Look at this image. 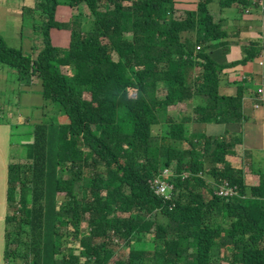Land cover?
Segmentation results:
<instances>
[{"label":"trees","instance_id":"obj_1","mask_svg":"<svg viewBox=\"0 0 264 264\" xmlns=\"http://www.w3.org/2000/svg\"><path fill=\"white\" fill-rule=\"evenodd\" d=\"M213 4L264 13L253 0L183 11L175 0H40L23 13L41 21L34 58L0 35V66L38 82L55 112L35 124L31 159L10 157L2 264H264V176L247 186L230 161L245 88L220 90L264 40L226 64ZM81 6L90 18L72 15ZM207 124L238 132L207 136ZM164 168L175 175L169 200L148 183ZM225 183L236 196H217Z\"/></svg>","mask_w":264,"mask_h":264},{"label":"crops","instance_id":"obj_2","mask_svg":"<svg viewBox=\"0 0 264 264\" xmlns=\"http://www.w3.org/2000/svg\"><path fill=\"white\" fill-rule=\"evenodd\" d=\"M175 1L176 7L181 11L195 8L194 0ZM211 6L210 9L217 15V18L223 20V28L225 29L226 26L227 29L225 32L227 34V40L224 41L229 42L230 46L226 55L224 56L222 54L226 64L242 60L245 57L243 50L247 48L249 43H262L264 40V13L259 8H247L248 10L245 12L238 7L219 10L216 4H213V7ZM34 7V0H21L20 4L17 6V12L21 14V18H23V13L25 12H39V10ZM28 26L30 25L28 24L27 27H25V23L21 19L19 27L14 31L18 32V30H20V36L18 35L20 41L22 40L23 34L22 27H25L26 32L29 34L28 36H31ZM20 41L17 44H19ZM22 45V51L25 55L28 56L29 54L32 58L37 55L38 52L35 53L33 47H31L28 42ZM9 71L10 73H14L13 70ZM226 72L229 74L225 76L222 81L223 86L220 88L223 94L234 97L237 94L238 86L245 88L244 97L242 99L243 120L240 125L241 142L235 146V156L231 158L230 161L233 167H240L243 170L245 184L247 186H253L258 184L260 176H264V49L252 60L250 59L241 65H234L228 68ZM16 78L20 81L17 74ZM242 80L243 82L240 83ZM20 85L22 87H20L19 90L22 92L23 97L29 99L25 104H21L24 105L23 107H20L21 105L19 106L21 111L29 112L33 107L35 113L38 112L42 118L44 101L40 84L35 81H28L26 84L20 82ZM7 93L8 92L5 93V96H2L4 93L0 95V119L2 116L6 119L12 118L11 114L9 112L5 113L3 108ZM9 101L8 99L7 102ZM17 124L18 127L15 129H12V127L10 130L0 128V164L2 162L7 164L5 153L2 150L10 148L15 144L18 146L25 145L26 141L32 142L28 135H30V131H34L35 120H30L26 117L23 118L21 115ZM226 129L232 133L238 132V129H234L233 126H226L223 124H207L203 127L202 132H205L207 136L217 137L222 135ZM6 172L4 176L5 180ZM0 178H3V174ZM4 216L5 212L2 214L3 220ZM0 240L4 241V231L0 233ZM0 263L2 264V261Z\"/></svg>","mask_w":264,"mask_h":264},{"label":"rangeland","instance_id":"obj_3","mask_svg":"<svg viewBox=\"0 0 264 264\" xmlns=\"http://www.w3.org/2000/svg\"><path fill=\"white\" fill-rule=\"evenodd\" d=\"M39 1L40 0H34L35 9L37 8ZM20 2L21 0H0V35L6 40L8 45L11 47H14L16 49L21 48L22 50L23 49L22 44L25 42H28V44L31 47H33L35 53L40 52L43 47V42H42L41 37L38 35H35L36 33L33 31L37 29L38 25L41 24V21L33 18L35 17L34 14L31 16H29L28 14H25L24 17L21 18V14H18L17 12V6L20 4ZM211 7H213V5ZM78 13H81L82 17L90 18L89 11L83 6L79 7L76 10H72V15H75V14L77 15ZM21 19L24 21L25 27H27L28 24L30 25L28 26V28L30 29L29 33L31 36H28L29 34L28 32H26L25 27H22L23 34H22V40L20 41L18 37V35L20 36V30H18V32H14V31L19 27ZM83 26H82V29H84ZM29 37H32V38H29ZM19 41L20 43L17 44ZM28 56L30 55L28 54ZM113 59H115L114 56H113ZM1 68H0V95L1 93H4V95L2 96H5V93L8 92L7 97H6V102L3 104V108L5 110V113L9 112L11 114L12 118L6 119L4 116H2V118L0 119V128H3V129L6 128L10 130V128L12 127V129H15L16 127H18L17 123L21 115L23 118L26 117L30 120H35V124L43 123L49 117L55 120L54 118L55 112L52 109H50L49 106H47L46 109H43L42 118L40 117L38 112L35 113L34 111L35 109L33 107L31 108L32 110H30L29 112L21 111L20 107L24 106L21 104H25V102L29 99L27 97H23L22 92L19 90V88L22 87L20 85V82L26 84L28 81L27 80L18 81L16 78L17 72L15 70H14V73H10L9 70H12V69L6 66H2V65H1ZM63 73L71 76L72 70H70L69 68H65L63 69ZM8 99L10 100L9 102H7ZM157 130H158L157 128H153V132L156 133ZM28 136H30L33 142V130L30 131V135ZM30 142L31 141H26V144L21 145V146H18L17 144H15V145H12V147L10 148H6L2 150L5 153V159L7 161V164H4V162L0 164V176L3 174V178H0V183H1L0 185V233L4 231V220L2 219V214L5 212V207H6V204H5L6 180L4 178L5 172L7 170V166L10 163L17 162L16 159H10L11 155L22 157L26 160L31 159L30 149H29ZM61 198L62 197H60V199ZM135 245L137 248H141L142 243H135ZM3 248H4V241L0 240V252H2ZM127 256H128V248L122 247V249L119 250V253L116 256V259H125Z\"/></svg>","mask_w":264,"mask_h":264},{"label":"built area","instance_id":"obj_4","mask_svg":"<svg viewBox=\"0 0 264 264\" xmlns=\"http://www.w3.org/2000/svg\"><path fill=\"white\" fill-rule=\"evenodd\" d=\"M258 6L262 7L264 0H253ZM247 12V11H246ZM188 175V174H187ZM174 172L171 169L164 168L160 174L149 180V186L151 191L159 197L169 200L172 195L173 185L171 183L172 178L174 177ZM185 177V175H183ZM218 197L229 199L237 195V187L230 186L225 183L220 186L216 192Z\"/></svg>","mask_w":264,"mask_h":264}]
</instances>
